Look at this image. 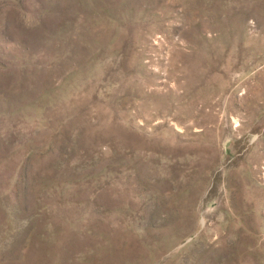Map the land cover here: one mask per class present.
I'll return each instance as SVG.
<instances>
[{
  "label": "rangeland",
  "instance_id": "obj_1",
  "mask_svg": "<svg viewBox=\"0 0 264 264\" xmlns=\"http://www.w3.org/2000/svg\"><path fill=\"white\" fill-rule=\"evenodd\" d=\"M0 264H264V0H0Z\"/></svg>",
  "mask_w": 264,
  "mask_h": 264
}]
</instances>
